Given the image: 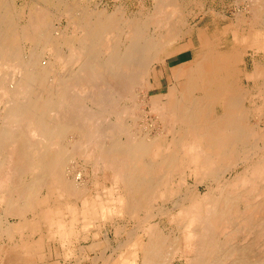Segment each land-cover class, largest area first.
<instances>
[{
	"label": "bare ground",
	"instance_id": "1",
	"mask_svg": "<svg viewBox=\"0 0 264 264\" xmlns=\"http://www.w3.org/2000/svg\"><path fill=\"white\" fill-rule=\"evenodd\" d=\"M10 1L0 0V71L5 64L14 67L12 75L0 74V231L9 236L26 226L35 233L45 222L50 236H72L77 211L70 200L61 210L60 200L87 203L83 172L66 166L70 156L80 154L93 159L92 172L98 165L111 177L107 198L96 196L80 215L95 216L98 207L101 218L128 215L141 230L127 235V252L119 261L112 256L102 264H264V124L251 121L243 106L246 97L253 102L262 95L264 62L254 61V70L246 75L253 86L243 93L235 82L230 89L207 94L210 79L225 73L213 55L195 71L197 84L173 75L165 92L149 94L153 74H164L162 62L177 43L190 38L191 53L212 44L191 16L209 13L214 30L217 25L235 27L238 37L232 44L237 48L240 30L264 29V0H218L219 5L217 0H153L150 7L140 2L131 12L119 3L111 11L104 4L79 13L71 3L57 0L64 4L63 29L47 22L46 6L39 1L25 25L17 26ZM20 42L28 43L26 55ZM258 50L264 57V45ZM143 105L156 114L153 128L146 126L149 113ZM137 118L143 124L135 128ZM85 143L90 146L84 148ZM27 174L30 178L23 180ZM65 210L72 217L66 218ZM8 216L12 223L7 218L1 227L2 217ZM246 233L261 245L258 252L239 242ZM40 237L0 244L3 262L37 261L40 242L53 239ZM52 260L47 263L54 264Z\"/></svg>",
	"mask_w": 264,
	"mask_h": 264
},
{
	"label": "rangeland",
	"instance_id": "2",
	"mask_svg": "<svg viewBox=\"0 0 264 264\" xmlns=\"http://www.w3.org/2000/svg\"><path fill=\"white\" fill-rule=\"evenodd\" d=\"M10 1V0H9ZM23 1H25V3L23 2ZM37 1H39V2H41V3H43V4H45V6H46V11H47V13H46V20H47V22L49 23V24H51V26L53 27V28H59V29H63L64 28V26L66 25V20H65V17H63V12H64V4H63V1H65V2H67V4L68 3H71L72 5H70V4H68L69 5V7L70 8H72L73 9V11H75V12H81L83 9H84V7H86V8H103V7H108V10L109 11H111L112 9H113V7H115V6H117V5H119V3L120 4H123V5H125V8H127V11L128 12H131V11H136L137 9H138V7H139V3L140 2H144L145 4H146V6L147 7H150L151 6V3H153V0H82V2H81V0L79 1V0H63L62 2H60V1H57V0H53V1H51V2H47V1H44V0H11L10 1V3H11V7H12V9H14L13 10V12H15V15H16V24H17V26H20V27H22V26H24L25 25V20H26V18H27V16L30 14V12H33V10H34V7H32V5L35 3V2H37ZM70 1H72V2H70ZM99 1V2H98ZM19 2V3H18ZM97 2V3H96ZM105 2V3H104ZM123 2V3H122ZM137 2V3H136ZM21 3V4H20ZM206 3L208 4L209 3V0H206ZM217 5H219V2H218V0H217ZM14 4L16 5V4H18L17 6H14ZM27 4H30V5H27ZM95 4V5H94ZM104 4H105V6H104ZM114 4V5H113ZM25 5V6H24ZM62 5V6H61ZM89 5V6H88ZM101 5H102V7H101ZM28 6V7H27ZM60 6V7H59ZM29 7H31V8H29ZM17 8V9H16ZM26 8H29V9H26ZM74 8H75V10H74ZM110 8H112V9H110ZM136 9V10H135ZM24 10V11H23ZM29 11V12H28ZM54 11H55V13H54ZM28 12V13H27ZM24 13V15H22ZM26 13H27V15H26ZM226 13L228 14V15H230V13H231V11L228 9H226ZM18 14V15H17ZM49 14V15H48ZM61 14V15H60ZM51 15V16H50ZM24 16V17H23ZM26 16V17H25ZM194 16V15H193ZM193 16H191L190 17V22L192 23V24H194V23H198L199 25H205L206 23H208L209 25H210V27H212L213 25V23H212V16L208 13V14H206V15H197L194 19L192 18ZM19 17H21V18H19ZM23 18V19H22ZM19 20V21H18ZM24 20V21H23ZM22 22V23H21ZM72 27H69V28H67L66 30H67V32H68V34H67V36H69L70 35V29H71ZM150 30L152 31V26L150 27ZM55 38V40H54V42H55V44L57 45V47L59 48V49H61V51L64 49V47L62 46V44L60 43V39L58 38V37H54ZM57 38V39H56ZM185 41L186 40H183L182 42H180V43H177V47H182V44L183 45H186V43H185ZM57 42V43H56ZM42 43L43 42H41V48H42ZM22 44V45H21ZM28 43H26V42H20V51L23 53V54H25L26 55V51H27V48H28ZM22 46V47H21ZM40 47V46H39ZM176 47V48H177ZM175 49V48H174ZM23 50V51H22ZM170 52V51H169ZM251 49H248L247 50V53H246V55H245V57H244V63H245V65H244V63L242 62L241 63V66L240 67H242L243 68V70H244V68H245V66H246V68H247V70L246 71H249V70H251V67H252V61H253V59L254 58H256L258 61H263L264 62V60H262V58H264V57H262L261 55H262V53H258V55L257 54H255V55H253V54H251ZM194 55H196V54H194ZM261 56V57H260ZM191 57V50L190 49H188V50H185V51H183V52H181V53H179L178 55H176V56H172V57H170L169 59H168V63H169V65L170 66H172L173 68V70H172V73H174V72H177L178 70H180L181 69V67H182V65H183V63H181L182 61H185V60H187V59H189ZM260 57V58H259ZM174 65V66H173ZM57 66H59V65H55V70L58 72L60 69H59V67L57 68ZM13 70H14V67L13 66H11V65H9V64H5V66L3 67L2 66V69H1V71H0V74H3L4 76H10V75H12V74H10L11 72L12 73H14L13 72ZM171 72V71H170ZM9 73V74H8ZM2 75V78H4V76ZM157 77V74H156V72L153 74V78H156ZM261 80H263L262 82L264 83V79H261ZM261 80L259 81V84H261L262 82H261ZM5 81H7V80H5ZM0 82H2L1 80H0ZM166 82H167V79L165 78V76H160L159 78H158V80H157V83H160L161 84V87L160 88H156V89H151L150 91H149V94H151V95H153V94H156V93H163V92H165L166 91ZM240 83H241V85L243 86V87H246V88H251L252 87V85H253V82L251 81V80H247V79H245L243 76H241V78H240ZM1 90H0V95H1ZM257 92V93H256ZM258 92L259 91H253V93H256V94H258ZM261 92H262V95H261V97L263 96L264 97V87H262V90H261ZM252 93V94H253ZM248 96V95H247ZM260 96V95H259ZM253 97V102H252V97L251 96H249V97H246V99L244 100V104H243V106H244V108H246V109H248V110H250V112H251V114H250V120L251 121H253L254 123L256 122H259L258 124H260L259 126L260 127H263V124H264V121L263 120H261V119H263L264 118V98L262 99L261 97ZM261 103V104H260ZM89 104V103H88ZM257 106H256V105ZM90 105V104H89ZM2 107V102H1V104H0V110L2 109L1 108ZM142 108H144L148 113H149V115L147 116V122H146V126L147 127H152L153 128V126H156V125H158V123H155V121L154 120H156V114H155V112H153V111H149V109L151 110V108L149 107V105H143V107ZM253 108H254V110H253ZM152 113V114H151ZM254 113L256 114V116L254 115ZM153 114H155V115H153ZM258 114H262V115H259V119H258ZM151 116V117H150ZM154 117V118H153ZM252 117V118H251ZM263 117V118H262ZM154 119V120H153ZM255 119V120H254ZM138 120V121H137ZM137 120L135 119L134 121L136 122L135 123V125H133L135 128H137V127H140V126H142V124H143V122L142 123H140L139 124V122L140 121H142V119L139 121V118H137ZM262 122H261V121ZM133 121V122H134ZM153 121V122H152ZM138 122V123H137ZM152 124H151V123ZM150 123V124H149ZM153 123H155V125L153 124ZM134 124V123H133ZM133 127V128H134ZM260 142V141H259ZM261 143V142H260ZM88 144V145H87ZM90 146V144L89 143H85L84 144V148L86 147V148H88V147ZM73 155V154H72ZM78 155L80 156V157H78ZM83 157H86V155H83ZM80 154H77V155H73V157L72 156H70V159L72 158V159H74L75 161H76V163L74 162V160H68L67 161V163H66V166H67V169L68 170H73V171H77L78 170V172H80V173H82L83 172V174H82V179L85 181L84 182V184H85V187H84V190H85V188L87 189V191L85 190V192L83 193V198H87V203H85V204H83V202H81L82 201V199H77V198H65V200L64 199H61L60 200V202H62V203H60V207H61V210H62V208H64V207H62V205H64L65 206V203L66 202H69V200H70V202L69 203H71L72 202V205H73V207H75L76 208V213H75V215H73V216H76L77 218H76V222H75V227H74V232H73V235L72 236H70V237H68V238H66L67 239V241H66V239H60V240H58V238L56 239L55 237H52V236H50V234H49V232L48 231H50V226H49V228H48V224L47 223H45V222H40V224L38 225L39 226V230L41 231H39V234L37 233V232H33L30 228V230L26 227V226H22L24 229H21V230H23V231H18L17 233H16V231H14L12 234H10V235H13V236H10V238H9V236L4 232L3 233V231H0V232H2V234H1V238H0V244L3 246V245H5V247H7L8 245L10 246V245H12V243H15V240H16V243H18L21 239H23V236L25 237V238H32L33 240L34 239H36V237L37 238H41L40 237V235H42V237H44V238H42L43 240H46V239H50V238H53L51 241L50 240H47V241H44L45 242V244H43L42 242H40L41 243V246L40 247H42L43 248V250H40V252L41 253H43L44 254V256L46 257H44L43 256V254H37V257L35 256L34 257V259L35 258H41V256H42V258H41V260L42 261H40L39 259V261L37 260L36 261V259L35 260H33V263L34 264H37V263H39L40 264V262H41V264H48V263H50L49 262V260L51 261L52 259L54 260H52L53 261V263L54 264H63V263H65V264H72L73 262L75 263V264H102L105 260H107L106 258H110L111 259V257L112 258H114V259H116L117 261H119L121 258H120V256H122V254L124 255L126 252H127V250H126V248H127V246H128V244H126L127 242H124V240L126 239V237H127V235L128 234H132L133 232L134 233H136V232H140L141 230H140V227H139V225H138V222L134 219V218H131L130 216H128V215H124V217H123V215H109V217H108V214L107 215H103V216H105V217H102L101 218V216L100 215H102V214H100L101 213V211H100V209L97 207V208H95L96 210H94V211H96L97 212V214L95 215V216H93V215H89V217L88 216H86L85 218H88V219H84L81 215H80V209H82V208H84V206H86V207H88V206H90L89 204H90V202H92L93 200H95V197L96 196H98V197H101V198H103L104 200L107 198V195H108V186H110L111 185V177H110V175H109V173H108V171L106 170V169H101L100 168V166H98L97 165V167H99V168H97L96 167V171L94 172V174H93V172H92V166L94 165V162H92L91 163V161L93 160L92 158H90L89 157V161H87L88 159H84ZM88 157V156H87ZM86 157V158H87ZM84 159V160H83ZM92 159V160H91ZM80 162H81V166H79L80 165ZM83 162V163H82ZM91 163V164H90ZM76 164V165H75ZM87 164V165H86ZM93 164V165H92ZM73 165V166H72ZM76 167H75V166ZM92 165V166H91ZM82 167L83 166V168L81 169V168H79V167ZM72 169H71V168ZM79 169H78V168ZM92 167V168H91ZM77 168V169H76ZM91 168V169H90ZM81 169V170H80ZM93 169H95V168H93ZM97 169H98V171H97ZM91 170V171H90ZM90 173H92L93 174V176L91 175L90 176ZM101 173V174H100ZM86 174V175H85ZM71 175V174H70ZM85 175V176H84ZM21 178L23 179V180H28L29 178H30V175L29 174H27V175H22L21 176ZM87 179V180H86ZM91 179V180H90ZM90 181V182H89ZM91 185H90V184ZM109 183H110V185H109ZM88 185H89V187H88ZM94 189H95V191H94ZM99 190H104L103 192H100ZM94 191V192H93ZM42 193L44 194V190L42 191ZM107 194V195H106ZM88 196V197H87ZM77 200V201H74V200ZM76 202V203H75ZM58 204V203H57ZM77 204V205H76ZM76 206H78V207H76ZM106 207V206H105ZM90 209H92V207L90 208ZM1 207H0V212H1ZM67 210V209H66ZM65 210V217L66 218H69V217H72V216H68V214L66 213L67 211ZM100 212V213H99ZM77 213H79V216H77L78 214ZM141 214H143V212H141ZM5 216V215H4ZM27 219H31L32 217V215H31V213L29 212V213H27ZM96 216H97V218H96ZM98 216H100V219L102 220V222H103V225H101V220L100 219H98L99 217ZM31 217V218H30ZM81 217L84 219V220H88V221H90V219L92 220V219H94V220H96V221H94V220H92L93 222H89V223H87L88 221H85L84 222V220L82 219L81 220ZM94 217V218H93ZM111 217V218H110ZM7 218H9L10 219V223H12V218L13 217H10V216H8V217H2V219H1V227H3L4 225H5V221L7 220ZM6 219V220H5ZM81 221H80V220ZM5 220V221H4ZM79 220V221H78ZM98 220V221H97ZM108 220V221H107ZM83 221V222H82ZM107 221V222H106ZM111 221V222H110ZM128 221V222H127ZM4 222V223H3ZM7 223V222H6ZM83 223H85V225L83 224ZM88 225H87V224ZM94 223V224H93ZM79 224V225H78ZM80 224H82V226L80 225ZM100 225V226H98V225ZM105 224V225H104ZM94 225V226H93ZM98 227H97V226ZM89 226V227H88ZM105 226V227H104ZM84 229H83V228ZM85 227H87V228H85ZM77 228V229H76ZM97 228V229H96ZM99 228V229H98ZM130 228V229H129ZM132 228V229H131ZM47 229H49L48 231H47ZM83 231H82V230ZM97 232H96V231ZM107 230V231H106ZM45 231H47L48 233H46ZM77 231V232H76ZM80 232V235H79V232ZM94 231H95V235H97L96 237H95V235H94ZM25 232H27V233H25ZM31 232H33L32 234H31ZM24 233V234H23ZM30 233V234H29ZM41 233V234H40ZM92 233V234H91ZM241 234H242V232H240ZM239 233V234H240ZM6 234V235H5ZM20 234V236H18ZM25 234L27 235V236H25ZM45 234V235H44ZM99 234V235H98ZM121 234V235H120ZM243 234H244V232H243ZM21 235H22V237H21ZM32 235V236H31ZM39 235V236H38ZM81 235L84 237V238H82L81 237ZM85 235H87V237H85ZM247 235V237L248 236H250L248 233H246L243 237L245 238V236ZM47 236V238L45 239V237ZM73 236H75V237H73ZM115 236V237H114ZM240 236H242V235H239V242H240V239L242 240L241 242H243L244 244H249L250 245V247L252 246L253 248H254V246H255V250L253 249V252L254 251H256V252H258L257 250H258V248L260 249V246L261 245H258L259 243L258 242H260V241H258L257 243V245H256V243H255V241H257V240H255V239H251L252 237L253 238H255L254 237V235L253 234H251V237H246L248 240H244L243 241V237L242 238H240ZM12 237V238H11ZM14 237V238H13ZM19 237V238H18ZM81 237V238H80ZM121 237V238H120ZM125 237V238H124ZM7 238H9V240L7 239ZM16 238V239H15ZM24 238V239H25ZM71 238V239H70ZM88 238V239H87ZM100 238V239H99ZM19 241H18V240ZM94 239V240H93ZM64 240V241H63ZM261 240V239H260ZM2 241V242H1ZM6 241V242H5ZM10 241V242H9ZM42 241V240H41ZM92 241H94V242H92ZM96 241V242H95ZM248 241V242H247ZM52 242V243H51ZM55 242V243H54ZM58 242H59V244H58ZM60 242H62V246H63V249L61 248L62 246H60L59 247V245H60ZM69 242V243H68ZM78 242V243H77ZM91 242V243H90ZM245 242H247V243H245ZM3 243V244H2ZM83 243V244H82ZM94 243V244H93ZM126 244L125 246H124V244ZM66 244V245H65ZM74 244V245H73ZM101 244H103V245H101ZM121 245V247H120V250L119 251H115V248H116V246H118V245ZM253 244H255V245H253ZM43 245V246H42ZM47 245V246H46ZM51 245H52V247H51ZM54 245V246H53ZM66 246V247H65ZM47 247V248H46ZM102 247H104V248H102ZM258 247V248H257ZM41 248V249H42ZM102 248V249H101ZM257 248V249H256ZM78 249V250H77ZM100 249V250H99ZM46 250V251H45ZM55 250V251H54ZM98 250V251H97ZM252 250V249H251ZM43 251V252H42ZM101 251V252H100ZM121 251V252H120ZM56 252V253H55ZM94 252H96L95 254H94ZM100 254H99V253ZM255 253V252H254ZM55 254V255H54ZM77 254H79V255H77ZM120 254V255H119ZM41 255V256H40ZM47 255V256H46ZM59 255H61V256H59ZM58 256V257H57ZM56 257V258H55ZM2 258H4V257H2V255H0V264H5L4 262H3V259ZM102 258V259H101ZM57 259V260H56ZM96 259V260H95ZM93 260H95V262L93 261ZM62 261H64V262H62ZM65 261H67V262H65ZM3 262V263H2ZM48 262V263H47ZM58 262V263H57ZM30 263V262H29ZM32 262L30 263V264H33ZM7 264V263H6ZM25 264V263H24ZM26 264H28L27 262H26ZM174 264H179V262L178 261H175V263Z\"/></svg>",
	"mask_w": 264,
	"mask_h": 264
},
{
	"label": "crops",
	"instance_id": "3",
	"mask_svg": "<svg viewBox=\"0 0 264 264\" xmlns=\"http://www.w3.org/2000/svg\"><path fill=\"white\" fill-rule=\"evenodd\" d=\"M212 23H213V20H212ZM203 27L207 35H209L210 38H213V40L211 39L212 44L209 45V47H206L200 51L191 53V57L189 59L181 62L183 63L181 69L178 70L177 72H174L173 74H172L173 67L169 65L168 60H164L162 62L163 67H164V74L162 76H165V78L167 79L166 85L171 83L173 75H176L182 81H188L191 86L197 84L198 77L195 71L202 70L204 68V62L206 58L214 55L216 57V62H217L216 65L219 68L224 67L223 70L226 74L224 73L222 76L218 78L210 79L208 83L209 86L206 91L207 94H215L225 89H230L234 87L235 82L237 85V91H239V93L248 91L249 88L243 87L241 85L240 78L241 76H243L245 79L251 80L247 78L246 75L247 73L252 72L254 70V61L256 60V58H254L252 61L253 63H252L251 70L246 71L247 70L246 66L243 70V68L240 66L242 62L243 63L245 62L244 57L248 49H251L252 51L251 54L253 55L255 54L258 55V53H261V51H259L258 48H262L264 45V44H261L264 42L263 41L264 40V29H260L258 27H248L244 31H241L239 29L240 30L239 31V47L233 48L234 47L232 44L233 39L238 37V31L235 27H233V29H230L227 26V24L224 26L217 25L214 30V26L210 27L208 23L203 25ZM185 43L186 45L182 44V47L179 46L171 50L168 53L169 58L172 56H176L185 50L191 49V46H192L191 39L189 38L188 40L185 41ZM159 77L160 75L157 74V77L152 79V82H151L153 83L152 89L161 87V84L157 83V80ZM251 81L253 82V80Z\"/></svg>",
	"mask_w": 264,
	"mask_h": 264
}]
</instances>
